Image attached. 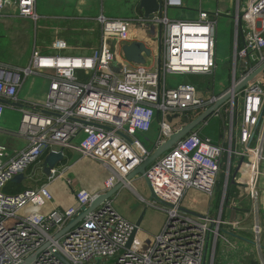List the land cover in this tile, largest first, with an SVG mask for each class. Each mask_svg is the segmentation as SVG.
<instances>
[{
    "label": "built area",
    "instance_id": "1",
    "mask_svg": "<svg viewBox=\"0 0 264 264\" xmlns=\"http://www.w3.org/2000/svg\"><path fill=\"white\" fill-rule=\"evenodd\" d=\"M157 1L161 9L151 18L99 16L101 43L89 55L62 54L66 42L56 40L51 48L57 52L34 50L26 66L0 62V99L7 101L0 102V122L5 106L15 108L20 102L19 91L28 76L48 82L41 101H23L17 108L21 115L16 133L25 140V146L10 155L0 146V264H20L37 251L27 264H213L216 242L232 245L227 226L234 229L237 221L208 214L197 217L181 210L180 202L190 189L209 197L214 194L224 154L227 171L231 157L241 161L238 170L251 168L249 186L253 197L258 194L257 180L264 176L260 168L264 163V69L235 94L234 98L241 99L242 109L235 129L234 116L228 120V146L213 142L199 126L148 167L146 176L153 194L169 204L148 202L166 213L157 234L143 241L138 226L128 243L135 224L118 214L109 201L54 238L98 194L117 182L134 190L127 175L143 162L144 155H149L136 133L148 131L157 113L161 132L167 136L172 132L167 114H199L216 99L200 98L191 83L168 86L165 79L166 74L214 73L216 21L202 8L194 19H171L168 9L182 8L183 0ZM35 4L36 0H0V15L12 9L19 17L36 21ZM152 23L160 27L156 38L162 60L158 56L155 68L124 62L116 70V52L109 41H141L136 25ZM234 23L243 44L236 51L233 84L264 62V0H247L242 11L235 13ZM60 149L63 154L76 152L107 169L101 192L72 190L73 206L48 210L43 209L53 202V195L46 184L5 193L4 188L15 175H24L31 165L42 164L45 153ZM55 174L54 167L48 178ZM66 182L72 184L69 178ZM251 230L255 245L260 246V226L254 223ZM209 244L212 248L208 255Z\"/></svg>",
    "mask_w": 264,
    "mask_h": 264
},
{
    "label": "crops",
    "instance_id": "2",
    "mask_svg": "<svg viewBox=\"0 0 264 264\" xmlns=\"http://www.w3.org/2000/svg\"><path fill=\"white\" fill-rule=\"evenodd\" d=\"M37 1V0H36ZM247 1V0H246ZM83 2L84 0H76L75 3L71 6L68 7L67 9L63 11H52V12H46L45 14H63L65 16H68V20H74V19H79L78 16L80 14H85V9L83 8ZM135 5H136V14H140L138 17H131V19H140L144 18L143 16V10L138 7V0H135ZM199 8H202V3L201 0H199ZM37 8L35 4V9ZM203 9V8H202ZM216 11H219L218 9ZM240 11V10H239ZM8 13L1 14L2 16L6 15H12L16 19L20 20H31L29 18H22L16 15V13L11 9L6 11ZM210 13V12H209ZM216 13V12H215ZM215 13H210L209 16L212 19V15L214 17H218L220 14H215ZM37 14V12H36ZM103 15V13H100L99 16ZM228 16H225L228 18V30L224 34H229L228 37V42L226 43L225 51L223 53V57L228 62L229 65V74L233 73V64H234V59L236 56V51L242 46L243 44V38L240 32L236 34L235 32V23H234V16L235 14H227ZM54 16V15H53ZM71 16V17H69ZM99 16L97 17V21ZM104 16V15H103ZM197 16V14H179V18L182 19H194ZM63 16L58 15V17L55 18H62ZM38 18H40L38 16ZM37 18V20H38ZM65 19V18H64ZM129 19V18H125ZM145 19V18H144ZM222 19V18H219ZM36 21H34V24L36 25ZM217 20V19H213ZM33 21V20H32ZM100 23V22H99ZM217 24V21H216ZM76 25L73 23L69 27H74ZM101 25V24H100ZM151 30H153L155 33L160 30V27L156 23L152 24H147ZM227 26V25H226ZM74 29V28H71ZM101 31V29H100ZM135 31L140 35L141 41H143L146 46L151 50V54L149 57H146V63L150 64V61L152 60V57L154 56V59L156 60L154 63L153 67H147L149 68H155L157 65V59L159 56L160 52V46L158 45L157 38L156 40L150 39L145 33L142 31V29H135ZM57 34V33H56ZM158 35V34H157ZM156 35V37H157ZM75 36L67 38V37H57L53 36V39L49 44H46L45 46H35L33 47V50H39L42 53H54L57 52L56 50H53L51 48V44L56 41V40H63L66 42V47L65 49L61 50L62 54H67V55H89L91 52L97 48L100 43H101V34H100V39L98 43H96L95 40H90V39H82L80 42L78 39H74ZM69 39H71L69 43ZM76 40V41H75ZM236 40V41H235ZM75 41L76 43H73ZM123 44L121 43H114L112 46L115 48L116 52V58L118 61H120V64L126 62L122 52H121V46ZM216 52V49H215ZM32 54V53H31ZM31 56V55H30ZM30 59V57H29ZM215 59H216V53H215ZM29 61V60H28ZM2 62V61H0ZM5 63V62H4ZM145 63V64H146ZM12 65H17V66H22L19 64H13V63H8ZM114 65L116 67V60L114 62ZM231 71V72H230ZM230 74V75H231ZM201 75V76H205ZM213 75V73H212ZM211 75V76H212ZM229 75V77H230ZM232 81H233V74H232ZM180 83H185V82H180ZM191 83V82H187ZM179 84V83H177ZM192 84V83H191ZM47 85L45 87V91L41 95L40 98L38 99H33L30 96L27 95H21L19 96L20 102L23 101H41L44 97V93L47 90ZM231 88V87H230ZM230 88H225L223 90H220L219 92H212L211 95L205 97L204 95H197L205 100H210L213 97H218L222 95L224 92L229 90ZM21 92L19 91V94ZM239 98H234L233 101V109L232 112L230 110V101H226L223 105H221L219 108L216 109V111L219 109V114L216 116L215 114L211 115L208 117L205 121L201 122L197 127L201 126V133L204 135H207L209 137H213V133L208 131L206 127L209 124V118L214 117V118H219V131L222 130L223 133V145L228 146V140H229V133H230V126L228 123V120H230V117L233 115L234 116V126L233 128L235 129V121L238 116H240V112L242 109V103L240 104L241 107L239 108L240 111L237 112L235 108V102ZM216 100V99H215ZM19 104H22L20 103ZM17 106L15 108H12L8 105L5 106V109H12V110H17ZM4 113V111H3ZM198 114L194 115L192 118L197 116ZM3 116V115H2ZM185 119L186 116L182 115ZM3 118V117H2ZM180 118V116H179ZM191 118V119H192ZM2 121V120H1ZM160 115L157 114L151 128L146 131V132H137L136 137L142 144V146L151 154L154 149L166 138V136L161 132L160 128ZM167 123L169 122V116L166 117ZM156 122V124H154ZM4 124H1L0 122V133L6 135V137H9L11 139H17L21 141L22 143L14 147L9 152V155L18 152L20 149H22L26 142L25 140L20 137L16 133L15 130L8 129ZM170 127L171 125L168 124ZM172 131L175 130V128H171ZM235 131V130H234ZM236 132L233 134V139H232V147H234L235 144V138ZM11 136V137H10ZM1 147H3L0 144ZM67 153H64V160L60 163H58L55 168H56V174L55 176L50 180L48 176L44 175L42 172V164H38L39 168L41 169V174L40 176H36V173H32L31 176L28 178L23 177V179L20 182H9L7 186L4 188L5 193L9 194H15L19 193L25 189H38L42 185H47L48 189L53 195V202L49 205H47L43 210H48L52 207H59V208H67L70 206L74 205V199H73V194L72 190H77V189H85L89 190L91 192H101L103 189V182L107 178L108 173L107 169L102 166L101 164L89 159L80 156L76 152H70V151H65ZM76 154V155H75ZM225 155V154H224ZM223 155V158H224ZM44 156V155H43ZM66 157L68 159L66 160ZM42 160L41 162L43 161ZM227 158V156H226ZM233 162V164H232ZM227 160L225 159L224 161L222 160V165H221V171L225 172L227 174V167H226ZM230 167L228 170V178H226V174L222 179V183L220 184V174L218 181L215 186V191L214 194L209 197L205 193L200 192L198 190L190 189L187 190L180 202V206L191 210L198 214L197 217L203 216V215H210V216H215L218 217L220 216L223 220L226 221H237L239 224L236 228H232L231 226H227V229L229 230V239L230 242L232 243L231 246L227 244H221L219 241L216 242L215 245V251H214V262L213 264H260L262 260H264V176H259L257 180V190L256 192L258 193L256 197H253V191L251 190L249 184L252 182V170L249 168L248 170L244 167L241 170H237L238 164H240V160L231 157V163ZM88 165L91 166V170L97 169L93 175H87V170ZM224 165V167H223ZM233 166V167H232ZM223 168V169H222ZM262 172H264V163L261 164L260 166ZM234 169V171H233ZM237 170V171H236ZM233 171V173H232ZM25 174V173H24ZM137 177V176H135ZM134 177V178H135ZM139 177V175H138ZM141 177V176H140ZM139 177V178H140ZM34 178V179H33ZM69 178L72 181L71 185H68L66 182V179ZM142 178V177H141ZM34 181V182H40L37 187H29V188H23V185L27 183V181ZM132 182V179H131ZM144 182V181H143ZM224 189H225V194H224ZM134 191V190H133ZM141 201H143L144 204L147 206H150L153 209H157L162 213H165L163 210H160L150 204L148 202L152 201L150 200V197H143L142 195H139L137 192H135ZM113 196L111 197L110 201L112 200ZM185 201V202H184ZM205 202L207 204H205ZM157 204H161L157 202ZM117 212V211H116ZM118 213V212H117ZM119 214V213H118ZM166 215V213H165ZM123 217V216H122ZM124 218V217H123ZM138 218V217H137ZM125 219V218H124ZM127 220V219H126ZM129 221V220H127ZM130 222V221H129ZM132 222V221H131ZM136 222V221H135ZM135 222H132L135 224ZM254 223H257L260 228H261V235H260V246L255 245L253 241V233H252V225ZM141 224V223H140ZM163 225V224H162ZM140 226V225H139ZM162 227V226H161ZM161 228L157 231L155 229H151L150 231L152 234H157ZM211 248L212 245L209 244V249H208V255L211 253Z\"/></svg>",
    "mask_w": 264,
    "mask_h": 264
},
{
    "label": "rangeland",
    "instance_id": "3",
    "mask_svg": "<svg viewBox=\"0 0 264 264\" xmlns=\"http://www.w3.org/2000/svg\"><path fill=\"white\" fill-rule=\"evenodd\" d=\"M75 1L76 0H37L36 12L40 18H38L36 25L32 20H20L14 18L12 15H0V61L26 66L33 47H40L49 44L53 39V36L56 35L57 37L67 38L75 36L74 39H78L80 42L82 39H90L95 40L96 43H98L101 34V25L99 21H97V17L100 13H103L106 18L131 19V17L136 18L140 15L136 14L137 10L135 0H84L83 8L85 9V14H80L78 16L79 19L74 20H68V16L63 14H45L46 12L63 11L68 7H71ZM183 3L184 5L182 8L168 9V17L171 19H182L179 18V14H197V10L199 9V0H183ZM201 3L202 8L208 12L213 14L218 9L220 14L217 18L212 15V19H217L215 71L213 75L206 74L205 76H201L200 74H166L165 79L168 86H174L180 82H191L196 87L199 95L207 97L211 95L212 92H219L227 87H231L232 74L230 73V75L228 73L229 65L225 57H223V53L225 51L224 49L229 37V34H224L229 28L227 24L228 18L225 16H228L227 14H235L239 10L242 11L246 4V0H201ZM58 15L63 17L54 19V17H58ZM73 23L76 25L71 27L74 29H71L69 26ZM136 29H142L145 35H147L150 39L153 41L156 40L158 32L155 33L148 25H136ZM70 41L71 39H69V43ZM75 41H73V43H76ZM109 42L113 45L115 40L112 39ZM159 56L162 60V53H160ZM115 60L116 70H118L121 64L117 58H115ZM155 61L156 60L153 56L150 64L146 63L145 65L153 67ZM238 73L237 69V75ZM46 83H48L47 80L42 77L34 75L28 76L23 82L19 96L27 95L33 99H38L45 91ZM240 104L241 99L239 98L234 104L237 112L240 111ZM20 115L21 113L19 110L5 109L1 124L5 121L6 124L4 125L8 129H11L12 131L15 129L17 130ZM182 115L183 113L167 114L166 117L169 116L168 124L171 125V128L173 127L178 129L191 119H185ZM154 124H156V122ZM206 129L217 133L219 131V118H209V124ZM21 143L22 142L17 139H11L0 133V144L6 150L5 153L10 152L14 149V147L19 146ZM67 159L68 157H66V160ZM88 167H90L87 170L88 176L93 175V173L97 170H91L90 165H88ZM40 171L41 169L38 164H33L25 171L24 177L28 178L34 172L36 173V176H40ZM223 173L225 176L226 173ZM139 177L137 176L132 179L131 184L134 191L129 188L122 187L113 195L111 204L121 216L130 222H135L141 215L142 210L145 208V212L139 226V236H141L143 241H146L154 235L151 233L154 232L150 231L151 229H155V231H157L161 228L166 219V215L165 213L144 204L135 193L137 192L139 195L149 198V191L146 183L143 182L141 177ZM39 183L40 182L36 183L32 180L27 181V183L23 185V188L37 187ZM205 204L207 203L205 202Z\"/></svg>",
    "mask_w": 264,
    "mask_h": 264
},
{
    "label": "water",
    "instance_id": "4",
    "mask_svg": "<svg viewBox=\"0 0 264 264\" xmlns=\"http://www.w3.org/2000/svg\"><path fill=\"white\" fill-rule=\"evenodd\" d=\"M138 7L143 10V16L144 18H151L153 13L156 11H160L161 5L158 3L157 0H138ZM121 52L126 60L127 63H134V64H141L144 65L146 63V57H149L151 54V50L146 46V44L143 41L136 40L132 41L130 43L123 44L121 46ZM264 69V62L260 64L255 70H253L251 73H249L247 76H245L243 79L237 81L235 84L231 82V88L224 92L222 95L218 96L216 100H214L206 109L201 111L197 116L190 119L188 122H186L183 126L178 128L175 131L169 132L166 136V138L154 149V151L149 155H144L143 162L135 168L132 172H130L127 175V180L133 179L135 176H141L143 181L146 183V186L149 191V197L150 200H156L157 202L169 206L168 203L160 200L157 198L151 189L150 182L146 176V171L148 167L155 162L158 157H160L164 152L171 149L183 136H185L187 133H189L191 130L196 128L201 122L205 121L208 117H210L217 108H219L221 105H223L226 101H233L235 94L239 92L247 83L259 72H261ZM0 102L6 104L7 101L0 99ZM15 106L21 107L22 104L16 103ZM158 114V113H157ZM156 114V115H157ZM127 137V136H126ZM128 138V137H127ZM129 139V138H128ZM130 140V139H129ZM64 160V154L62 149L58 151H49L45 154L43 161H42V172L46 176H50L51 170L60 162ZM241 163V161H240ZM239 165L237 166V170L239 168ZM236 170V171H237ZM24 175L22 173L15 175L11 182H20L23 179ZM226 178H228V171L226 174ZM123 187L122 182H117L113 187L108 189L105 192H102L98 194L88 205L87 208H85L76 218H74L72 221H70L65 227H63L55 236L54 238H58L62 234H64L67 230H69L71 227L79 223L86 214L93 211L95 208H97L99 205L107 204L109 203L111 197L118 192ZM181 210L185 211L188 214H192L195 216H198L195 212L185 209L183 207H180ZM145 208L142 210L141 215L135 222V228L131 233V236L129 238V242H131L132 238L135 236L137 227L140 225L141 219L144 215ZM203 217V216H200ZM38 252V251H37ZM37 252H34L32 255H30L28 258H26L22 263L20 264H27L29 263L37 254Z\"/></svg>",
    "mask_w": 264,
    "mask_h": 264
},
{
    "label": "trees",
    "instance_id": "5",
    "mask_svg": "<svg viewBox=\"0 0 264 264\" xmlns=\"http://www.w3.org/2000/svg\"><path fill=\"white\" fill-rule=\"evenodd\" d=\"M183 115H185L186 116V119H188V118H192L194 115H196V113H192V112H190V111H188V112H183ZM222 136H223V133H222V130H220V131H218L217 133H213V137L211 138L212 140H213V142H215V143H223V138H222ZM46 154V153H45ZM45 154H44V156H45ZM43 156V157H44ZM226 159V154L224 155V158H223V161ZM223 167H224V165H223ZM223 169V168H222ZM223 177H224V173L223 172H221V174H220V181H219V183L221 184L222 183V179H223Z\"/></svg>",
    "mask_w": 264,
    "mask_h": 264
}]
</instances>
